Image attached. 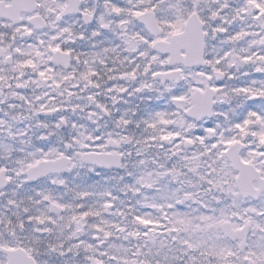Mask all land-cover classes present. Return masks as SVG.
<instances>
[{"label": "snow or ice", "instance_id": "snow-or-ice-1", "mask_svg": "<svg viewBox=\"0 0 264 264\" xmlns=\"http://www.w3.org/2000/svg\"><path fill=\"white\" fill-rule=\"evenodd\" d=\"M0 264H264V0H0Z\"/></svg>", "mask_w": 264, "mask_h": 264}]
</instances>
